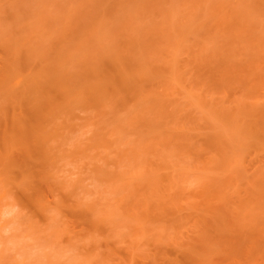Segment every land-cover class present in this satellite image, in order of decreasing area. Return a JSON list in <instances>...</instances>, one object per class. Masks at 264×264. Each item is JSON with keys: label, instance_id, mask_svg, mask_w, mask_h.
<instances>
[{"label": "rangeland", "instance_id": "rangeland-1", "mask_svg": "<svg viewBox=\"0 0 264 264\" xmlns=\"http://www.w3.org/2000/svg\"><path fill=\"white\" fill-rule=\"evenodd\" d=\"M262 254L264 0H0V264Z\"/></svg>", "mask_w": 264, "mask_h": 264}, {"label": "bare ground", "instance_id": "bare-ground-1", "mask_svg": "<svg viewBox=\"0 0 264 264\" xmlns=\"http://www.w3.org/2000/svg\"><path fill=\"white\" fill-rule=\"evenodd\" d=\"M225 9H226V7H224ZM223 8V9H224ZM33 101H35V99H32ZM31 100V101H32ZM43 101H45V100H43ZM42 101V103L44 104V103H46V101L45 102H43ZM50 100H49V98H48V101L47 102H49ZM52 101V100H51ZM54 102V101H53ZM39 103V104H38ZM50 103V102H49ZM37 104V105H36ZM41 105V103H40V101H38L37 103H35V104H33V106L34 107H32V108H34V109H36V108H38L39 106ZM253 114H254V112H253ZM250 116V115H249ZM254 116V115H253ZM256 116V115H255ZM17 127H18V130L20 129V130H24V128H23V126H20V125H16ZM242 126V125H241ZM251 127V126H250ZM22 128V129H21ZM249 129V128H248ZM250 132H251V130H250ZM253 132V131H252ZM171 133V132H170ZM255 133V132H254ZM259 133V132H258ZM242 134H244V133H242ZM247 134V133H246ZM253 134V133H252ZM248 135V134H247ZM257 135V134H256ZM253 137H255V136H253ZM258 139V138H257ZM214 142V141H213ZM26 147V146H25ZM31 147V146H30ZM29 148V147H28ZM25 149V148H24ZM33 149V148H32ZM50 149V148H49ZM260 149V148H259ZM259 149H257V150H259ZM28 150V149H27ZM29 151V150H28ZM28 151H26V149H25V153L27 152V153H29V152H31V150L28 152ZM261 151V150H260ZM45 152H46V150H45ZM259 152V151H258ZM26 153V154H27ZM33 152H31V154H32ZM30 154V155H31ZM28 155V154H27ZM36 154H34V156H35ZM29 156V155H28ZM46 156V155H45ZM30 157V156H29ZM31 158H33L32 156H31ZM223 158H224V156H223ZM220 159V158H219ZM220 162V161H219ZM225 162V161H224ZM226 162H227V160H226ZM211 163V162H210ZM221 163V162H220ZM161 165V164H160ZM226 165V164H225ZM222 166V165H221ZM227 166V165H226ZM224 167V166H223ZM185 171V170H184ZM170 172V171H169ZM168 172V173H169ZM185 172H187V171H185ZM174 173V172H173ZM178 173V172H177ZM182 173V172H181ZM184 173V172H183ZM170 175V174H169ZM175 175V174H174ZM228 176V175H227ZM166 178L168 179V177L166 176ZM170 179V178H169ZM257 180L259 179V178H256ZM256 179H254V182L255 181H257ZM164 180H166V179H164ZM260 180V179H259ZM168 181V180H167ZM226 181H227V179H226ZM228 182V181H227ZM230 183H233V182H230ZM247 183V182H246ZM249 183V182H248ZM256 184V183H255ZM255 184L253 183V185L255 186ZM248 185H250V184H248ZM257 185H258V183L256 184V187H257ZM229 186H232L231 184H229ZM224 188H226V187H224ZM230 188V187H229ZM252 189V188H251ZM225 190V189H224ZM224 190H221L220 192H222V191H224ZM254 190V189H253ZM211 192H213V191H211ZM219 192V193H220ZM235 192V191H234ZM210 193V192H209ZM216 193V192H215ZM214 193V194H215ZM218 193V192H217ZM253 193H255V192H253ZM207 194V193H206ZM205 194V195H206ZM224 194H226V193H224ZM228 194V193H227ZM220 195H222V193L220 194ZM212 197V196H211ZM219 197V196H218ZM214 198V197H213ZM225 198H226V195H225ZM220 201H222V200H220ZM216 202V201H215ZM226 202V201H225ZM219 204H222V202H218ZM224 203V202H223ZM227 203V202H226ZM211 207H212V204L210 205ZM211 207L209 208L210 210H211ZM212 210H215V207H213V209ZM258 248H256V250H257ZM261 249V248H260ZM258 251H256V253H257ZM261 252H262V250H261ZM232 254V253H231ZM248 254V253H247ZM259 255V254H258ZM262 255H264V254H262ZM230 256H233V255H230ZM256 256H257V254H256ZM260 257H262V256H260ZM259 257V258H260ZM227 258H228V256H227ZM230 258V257H229ZM262 259H264V258H262ZM234 261V260H233ZM235 261H236V259H235ZM234 261V262H235ZM238 262V261H237ZM237 262H235L234 264H236ZM243 264H245L244 262H242ZM232 264V263H231ZM237 264H239V263H237Z\"/></svg>", "mask_w": 264, "mask_h": 264}]
</instances>
